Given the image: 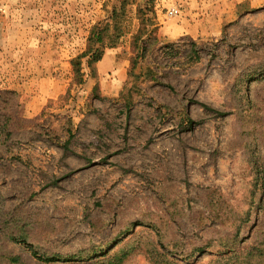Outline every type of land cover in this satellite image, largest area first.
Segmentation results:
<instances>
[{
	"label": "rangeland",
	"instance_id": "obj_1",
	"mask_svg": "<svg viewBox=\"0 0 264 264\" xmlns=\"http://www.w3.org/2000/svg\"><path fill=\"white\" fill-rule=\"evenodd\" d=\"M145 1L0 0V264H264V0Z\"/></svg>",
	"mask_w": 264,
	"mask_h": 264
},
{
	"label": "trees",
	"instance_id": "obj_2",
	"mask_svg": "<svg viewBox=\"0 0 264 264\" xmlns=\"http://www.w3.org/2000/svg\"><path fill=\"white\" fill-rule=\"evenodd\" d=\"M134 2L135 0H120V8H118L120 10L113 9L109 20L105 21L103 24L98 23L92 26L87 39V48L85 51L70 60L75 81L78 83H82L83 81L81 72V58L86 57L87 66L91 68L92 65H94L95 69L96 64L102 59L104 55L105 47H114L117 40L123 34V29L119 23V17L124 14L123 11L125 10L126 6ZM145 2V6L139 7L136 11L138 18L140 19V26L133 38L134 43L140 42L141 44L140 49L138 50V54L141 56L145 55L147 51V42L151 40V38H154L152 34L157 30V26L155 25L156 23L154 22L155 13L152 9V5H150L151 0H146ZM148 25L152 26V29H148ZM144 35H146V37H143ZM106 41L107 43H105ZM96 89L97 85L94 86V90ZM29 246L31 248V245ZM227 250L233 251L232 253L235 254L234 248L228 247ZM32 254L36 256V252L33 250ZM124 255L125 253H122V256L118 258L116 257V259L120 260ZM36 257L46 261L56 260L54 257ZM234 258L236 259V256ZM231 259L229 260L228 264H233V260Z\"/></svg>",
	"mask_w": 264,
	"mask_h": 264
},
{
	"label": "built area",
	"instance_id": "obj_3",
	"mask_svg": "<svg viewBox=\"0 0 264 264\" xmlns=\"http://www.w3.org/2000/svg\"><path fill=\"white\" fill-rule=\"evenodd\" d=\"M168 14L169 16H174L177 14V9L176 8H171L169 11H168Z\"/></svg>",
	"mask_w": 264,
	"mask_h": 264
},
{
	"label": "crops",
	"instance_id": "obj_4",
	"mask_svg": "<svg viewBox=\"0 0 264 264\" xmlns=\"http://www.w3.org/2000/svg\"><path fill=\"white\" fill-rule=\"evenodd\" d=\"M100 61H101V60H100ZM100 61H99V62H100Z\"/></svg>",
	"mask_w": 264,
	"mask_h": 264
}]
</instances>
